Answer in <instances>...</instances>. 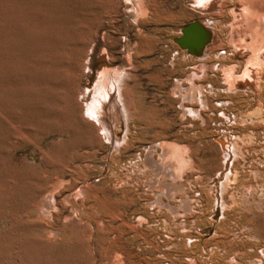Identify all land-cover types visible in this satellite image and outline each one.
<instances>
[{"label":"rangeland","instance_id":"obj_1","mask_svg":"<svg viewBox=\"0 0 264 264\" xmlns=\"http://www.w3.org/2000/svg\"><path fill=\"white\" fill-rule=\"evenodd\" d=\"M121 1L0 0V264L178 262L183 245L172 211L190 196L200 200L203 181L215 175L221 159L214 135L226 131L218 109L209 113L208 124L200 120L194 129H183L178 101L170 93L177 78H184L194 63L175 39L185 25L206 19L192 11L188 0H162L164 9L189 11L169 21L146 17L145 30L138 33L139 1ZM219 23L217 18L214 24ZM106 30L111 32L107 44L118 65L128 49L141 53L138 60L144 64L137 70L140 78L133 89L136 103L130 145L116 152L115 138L102 140L78 111L81 91L89 92L97 78L100 63L96 59L103 47L101 33ZM216 76L218 89L222 81L220 74ZM207 84L206 92L216 99ZM110 111L103 112L104 117L111 118ZM126 131L124 121L115 127L119 140ZM163 139L190 142L196 149V170L189 172L192 185L186 191L177 190L171 184L174 179L153 166L146 165L145 171L135 174L155 147L154 159L160 157L156 144ZM128 174L133 179L144 177L139 188L146 190V200L141 197L138 205L132 199L134 188L127 187L124 194V188L116 186ZM60 176L66 181L53 189ZM244 189L239 198L252 196ZM262 198L258 192L251 202L263 203ZM205 203L206 212L193 229L198 235L194 252L202 263L211 256L226 261L236 245L248 247L251 242L233 243L224 233L215 237L216 228L228 232L232 227L227 221L215 224L221 211L212 213L211 199ZM49 206H53L50 211ZM139 207L137 213L145 214L147 220L139 227L140 234L133 236L126 232L129 225L123 224V218L112 217L119 212L131 219L130 211ZM244 214L233 227L242 229L251 223L253 233L264 235L262 217ZM116 249L123 251L118 257Z\"/></svg>","mask_w":264,"mask_h":264},{"label":"bare ground","instance_id":"obj_2","mask_svg":"<svg viewBox=\"0 0 264 264\" xmlns=\"http://www.w3.org/2000/svg\"><path fill=\"white\" fill-rule=\"evenodd\" d=\"M138 1L136 20L138 33L145 30L146 17L169 21L174 16L189 11L185 7H181V10L174 12L164 9L162 0ZM187 3L192 11H198L205 16L206 21L198 22L208 31L211 40L201 54L193 55L188 52V58L193 60L194 63L191 64L192 66L189 67L190 70L184 78H177L170 93L178 101L180 122L183 129H194L200 120L204 121L205 125L208 124L212 121H210L211 115L218 109L226 131L220 136L214 135V140L221 150V159L215 175L209 176L204 181V178L201 177L203 187L199 190L200 200H197L196 196H190L186 203H181L182 205L172 211V218L177 222L181 245H183V251L178 256L177 264H216L219 261L225 264H264V235L253 233L252 228L255 226L251 223H247L246 228L243 227L242 229L233 227L240 220L243 213H245L244 215L252 214V217H262V225L264 226V202L257 205L252 203L258 192L264 199V179H262L264 177V0H188ZM115 18L117 19V17ZM217 18L220 23L216 26L214 21ZM110 35V30L101 33L103 47L96 59V62L100 63L97 78L89 92L86 90L81 91L82 98L79 96L78 99L82 102L79 103L78 111L79 117L94 125L96 133L102 140L115 138L113 143L116 152L127 147V143L129 144L130 121L134 118L136 103L133 89L136 88L137 80L140 78L137 70L144 64L138 60L141 53L135 54L128 49L123 57V63L118 65L113 50L107 44ZM93 49L92 46L91 52ZM222 49L226 50L225 54L219 53ZM214 62H217V64H214ZM88 63L89 61L86 64ZM217 74H220L219 79L222 81L218 89H216ZM132 81L133 84H131ZM206 82L211 86L213 93L216 94V99L207 93L209 91L206 92ZM67 95H69V92ZM89 95L91 97L88 99ZM87 99L89 101L85 102ZM215 101L219 104L216 105ZM60 104L62 106V103ZM109 109H111L112 116L106 118L103 112H109ZM121 121L125 122L127 131L122 140H119L116 137L115 127L119 126ZM156 145L161 148L160 157L154 159L153 154L157 150V147H155L147 154V161L139 166L135 174L145 171L146 165L153 166L156 170L165 172L173 178L174 181L171 184L177 190L186 191L188 185L192 182L189 172L196 170L198 161L196 149L190 142L169 143L167 139L158 141ZM133 177V175L128 174L120 178L116 186L124 188V194L127 187L134 188L135 193L132 199L138 205L141 197L146 200L144 194L146 190H140L139 188L144 177H137L136 179H133ZM64 181H66L64 176L57 177L52 185L53 189H56ZM156 185L160 186L159 183ZM242 187L253 198H251L252 196L248 197L247 193L248 198H239L241 194L238 193ZM164 199H160V201ZM206 199L213 201L212 213L217 212L219 209L221 211V216L215 224L227 221L232 227L228 232H222V230L216 228L215 237H219V234L224 233L227 236L226 238L229 235L232 237L230 242L234 243L238 240L251 242L248 247H245L244 244L236 245L233 253L226 261L219 260L220 257L216 261L211 256L207 257L205 262L202 263L194 252L198 235L193 229L194 225L206 212ZM249 202L250 204H248ZM52 207L49 206L48 211ZM139 209L141 208H134L133 211H130L131 219H127L119 212L115 213L112 219L121 220L123 218L125 220L123 224L129 225V230L126 232L137 236L140 234L139 227L147 220L145 214L137 213ZM257 242L259 245L261 244L259 252L257 251ZM122 252L121 249H116L117 257ZM169 263H176V261L169 260Z\"/></svg>","mask_w":264,"mask_h":264},{"label":"water","instance_id":"obj_3","mask_svg":"<svg viewBox=\"0 0 264 264\" xmlns=\"http://www.w3.org/2000/svg\"><path fill=\"white\" fill-rule=\"evenodd\" d=\"M210 40V34L197 20L185 25L182 28V35L175 39L181 48L193 55L201 54Z\"/></svg>","mask_w":264,"mask_h":264}]
</instances>
